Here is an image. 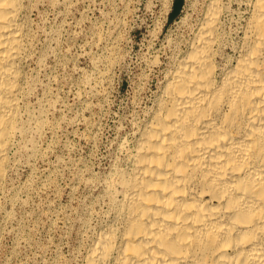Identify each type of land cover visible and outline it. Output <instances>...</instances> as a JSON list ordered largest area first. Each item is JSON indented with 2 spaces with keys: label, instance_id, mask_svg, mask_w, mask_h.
Here are the masks:
<instances>
[{
  "label": "rangeland",
  "instance_id": "obj_1",
  "mask_svg": "<svg viewBox=\"0 0 264 264\" xmlns=\"http://www.w3.org/2000/svg\"><path fill=\"white\" fill-rule=\"evenodd\" d=\"M173 1H25L23 127L0 195V264H82L92 240L121 228L116 180L213 0H184L167 26ZM215 1L224 69L250 0Z\"/></svg>",
  "mask_w": 264,
  "mask_h": 264
},
{
  "label": "bare ground",
  "instance_id": "obj_2",
  "mask_svg": "<svg viewBox=\"0 0 264 264\" xmlns=\"http://www.w3.org/2000/svg\"><path fill=\"white\" fill-rule=\"evenodd\" d=\"M25 1L0 0V195L23 127ZM249 3L224 69L221 8L206 6L116 180L122 226L95 237L82 264H264V0Z\"/></svg>",
  "mask_w": 264,
  "mask_h": 264
},
{
  "label": "water",
  "instance_id": "obj_3",
  "mask_svg": "<svg viewBox=\"0 0 264 264\" xmlns=\"http://www.w3.org/2000/svg\"><path fill=\"white\" fill-rule=\"evenodd\" d=\"M184 0H174L172 10L167 20V26L171 24L180 14Z\"/></svg>",
  "mask_w": 264,
  "mask_h": 264
}]
</instances>
